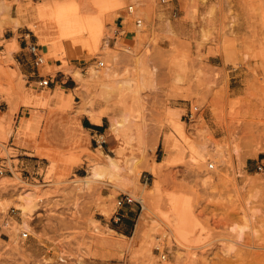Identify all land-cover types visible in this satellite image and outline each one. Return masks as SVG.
Wrapping results in <instances>:
<instances>
[{
  "label": "rangeland",
  "instance_id": "obj_1",
  "mask_svg": "<svg viewBox=\"0 0 264 264\" xmlns=\"http://www.w3.org/2000/svg\"><path fill=\"white\" fill-rule=\"evenodd\" d=\"M45 1L0 0V33L6 37L0 93L20 94L0 156L19 152L8 145L16 123L33 109L29 96L52 88L62 73L72 94L66 109L89 119L81 108L88 101L104 124L93 148L121 164L90 184H75L72 178L88 173L93 153L87 149L80 160L70 157L77 164L68 175L52 167L45 186L0 176V264H264V171L256 167L264 158V0H123L116 16L107 13L101 22L96 52L83 47L66 55L53 33L46 62L38 67L26 41L41 42L31 24ZM94 1L55 0L97 16ZM130 3L136 15L128 12ZM120 21L126 34L105 44ZM94 68L101 75L95 81L89 79ZM72 69L81 70L85 82ZM49 76L50 85H39ZM175 103L184 114L171 121L167 110ZM195 105L199 110L189 120ZM116 121L120 126L113 129ZM135 164V190L123 189ZM28 191L38 208L26 219L29 228L17 205ZM123 193L143 201L117 209ZM170 195L190 205L195 225L188 245L164 221ZM127 206L134 222L125 230L123 218L115 222L112 216Z\"/></svg>",
  "mask_w": 264,
  "mask_h": 264
},
{
  "label": "crops",
  "instance_id": "obj_2",
  "mask_svg": "<svg viewBox=\"0 0 264 264\" xmlns=\"http://www.w3.org/2000/svg\"><path fill=\"white\" fill-rule=\"evenodd\" d=\"M116 11L114 9L110 13L113 18L117 14ZM4 39H6L5 35L0 33V50L3 49L2 41ZM40 40L41 42H51L52 35L44 39L40 38ZM41 42H38V44L43 45ZM49 51V46H47V57ZM47 71L49 69H46ZM58 76L56 84L52 88L41 90L40 93L32 97L29 96L28 105L33 107V109L25 113L21 120L16 123L17 129L11 135L10 140L20 150L30 152L38 157L48 158L59 175H68L72 167L77 163H70L66 159L67 155H75L80 160L81 153H85L88 149L93 153L91 157L104 160L101 156V150L98 151L97 147L93 148V141L96 139L95 135L101 131L104 124L102 119L100 123H97L92 121L90 116H88L89 119L84 118L66 109L72 104V94L68 91L71 87L69 84H65L67 78L62 73H59ZM66 102H69V105H64ZM48 105H50L49 108H47ZM19 106V93L7 96L0 93V111L2 112L0 114V140L8 137L10 131L5 127L11 123L12 117ZM183 110L184 106L182 104L175 103L170 105L167 110L168 118L171 121L180 120L184 114ZM90 124L98 125L101 129L90 126ZM28 169L33 170L31 163ZM109 194H111L110 191L105 195ZM132 209L131 206H127V211L122 213V226L125 230H128L129 225L132 226L134 222Z\"/></svg>",
  "mask_w": 264,
  "mask_h": 264
},
{
  "label": "bare ground",
  "instance_id": "obj_3",
  "mask_svg": "<svg viewBox=\"0 0 264 264\" xmlns=\"http://www.w3.org/2000/svg\"><path fill=\"white\" fill-rule=\"evenodd\" d=\"M94 3L96 4L97 8L100 9V12L97 16H93L92 14L82 15L76 13L70 7L57 4L55 0L41 2L35 8L36 12L34 17L36 20L31 24L32 29L43 39L49 35H52L53 33H58V36L62 41L60 48L62 52L66 53V55L68 54L70 56H75L79 53V51L81 52L83 47L86 49L92 48L93 51L96 52L99 48V42L102 36L101 22H103L107 17L106 14L118 8L123 3V0H95ZM41 44L46 46L49 45L50 47L51 42L42 41ZM12 51L13 49H10L11 53ZM107 69H109V67H107ZM70 73L78 80V82H85L86 79L84 73L81 70L72 69ZM100 78L101 75L99 70L94 68L89 79H93L95 81L99 80ZM81 108L90 115L92 121L97 123L101 122V115L95 113L92 110L88 101L83 102L81 104ZM118 126H120V123L112 122L113 129H117ZM101 156L104 158V160L91 157L88 173L83 177H79L78 179L72 178V181L75 182V184H78L79 181L83 182L84 184H90V182H92L95 177L102 176L104 172H112L113 170L120 168L121 162L118 157L103 153V151H101ZM70 157L75 160L79 159L75 155H67L66 159L69 162L71 159ZM53 163L56 164L55 161H53ZM52 167L54 168L53 164ZM128 171L129 174L127 179L129 180V186L124 185L123 189L134 191L138 181V176L140 174V169L137 167V164H135L128 168ZM20 199H22L23 202L17 203V205L21 209L22 215L25 216L22 225H25L27 228H29L26 219L32 218L33 214L38 210V208L36 207V203L34 202V197L31 191L22 193ZM168 199L169 212L164 215V221L168 228L171 229L172 235H174L176 240H178V242L183 245H188L189 238L194 232L195 225L190 205L188 204V201L183 200L177 195H170ZM141 200L143 201L142 198Z\"/></svg>",
  "mask_w": 264,
  "mask_h": 264
},
{
  "label": "built area",
  "instance_id": "obj_4",
  "mask_svg": "<svg viewBox=\"0 0 264 264\" xmlns=\"http://www.w3.org/2000/svg\"><path fill=\"white\" fill-rule=\"evenodd\" d=\"M168 0H161V3H165ZM128 12L132 14H137L135 4L130 3L127 6ZM172 14L174 17H177L178 11L176 9L172 10ZM143 23V18L140 16H136L135 24L136 26H141ZM126 34L122 21L120 23H116V28L113 31V35L108 36L106 42L110 44L111 38H116L119 35ZM26 49L31 54L34 65L40 66L46 61V52L43 48V45L38 44L37 42H27L26 41ZM99 66H104V60H98ZM49 76L48 78H40L37 82L41 86H48L52 83V79ZM199 108L195 105L194 107H190L188 110V118L192 120L197 114ZM9 147L19 150L17 154H10L8 156H0V176H9V177H18L24 183H33L37 185H47L52 181V178H49V171L52 169L51 161L46 157H38L35 154H32L27 151L20 150L16 147V145L9 140ZM33 165V170H29V164ZM209 167L213 168L214 163H209ZM259 171H264V158H261L257 161L256 165ZM18 175V176H17ZM48 177V178H47ZM141 198L136 199L131 196L129 193L121 194L117 199V209L121 208L125 204H132L139 202L141 203ZM114 212L112 218L115 222L122 220V214L119 211ZM23 237H28L29 232L22 231ZM165 257V255H164Z\"/></svg>",
  "mask_w": 264,
  "mask_h": 264
},
{
  "label": "trees",
  "instance_id": "obj_5",
  "mask_svg": "<svg viewBox=\"0 0 264 264\" xmlns=\"http://www.w3.org/2000/svg\"><path fill=\"white\" fill-rule=\"evenodd\" d=\"M90 126H93V127L97 128V129H101V127L98 126V125L90 124ZM101 130H102V129H101Z\"/></svg>",
  "mask_w": 264,
  "mask_h": 264
}]
</instances>
